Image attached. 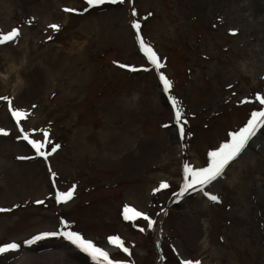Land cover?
<instances>
[{"label":"rangeland","instance_id":"1","mask_svg":"<svg viewBox=\"0 0 264 264\" xmlns=\"http://www.w3.org/2000/svg\"><path fill=\"white\" fill-rule=\"evenodd\" d=\"M42 4L52 16L44 27ZM136 20L165 64L159 72L139 47ZM13 29L20 31L17 40L0 46V96L29 115L17 125L0 100V129L8 133L0 135V208L10 209L0 212V246L20 245L0 255V264H26L19 262L24 255L54 254L58 247L72 254L39 264H95L60 235L25 243L62 230L81 234L118 264H264V129L205 189L221 203L199 191L180 196L183 166L206 167L211 152L264 110L257 100L264 96V0L97 7L86 0H0V32ZM161 73L172 82L168 92ZM44 132L50 143L43 151L60 146L47 159L23 139L44 142ZM73 186V199L57 203L55 193ZM125 206L155 224L124 220ZM117 236L131 255L109 243Z\"/></svg>","mask_w":264,"mask_h":264},{"label":"snow or ice","instance_id":"2","mask_svg":"<svg viewBox=\"0 0 264 264\" xmlns=\"http://www.w3.org/2000/svg\"><path fill=\"white\" fill-rule=\"evenodd\" d=\"M116 3H124V0H86V4L89 7H97L104 4H116ZM64 11L66 13H75V14H82L77 12L75 9L65 8ZM149 16L152 15L151 13L148 14ZM132 16L137 17L138 13L133 10ZM148 17H144L147 19ZM50 27L55 30L59 31V25H50ZM131 27L135 30L136 38L139 43V47L141 51L144 52L147 60L153 66V68L159 72L160 69L165 67V64L161 61L158 54L151 48L150 45L147 44L145 39L141 34V23L139 20H136L132 23ZM230 34L236 35L235 31L231 32ZM20 35L19 29H13L7 34L0 32V46L5 45L7 43H12L17 40ZM118 63V62H114ZM118 67L121 69H126L132 72H136L138 69L135 67H131L125 64H118ZM145 71L151 69H144ZM160 81L164 86L165 92H168L172 88V82L163 74L159 76ZM231 87V85H229ZM173 102V106L176 107V101L174 98H171ZM0 100L6 101L9 105V111L11 112L12 117L15 119L17 125L20 124L22 119H26L28 117V113L16 110L12 107V100L6 96H0ZM257 100L261 105H264V96H257ZM175 120L177 125L181 124V111L177 108L175 113ZM186 123V121H185ZM264 129V110L253 112L251 118L247 121L246 125L240 129L238 132H234L230 136V140L224 144H222L218 150L211 152L210 160L206 167L195 169L190 167L188 164L183 166V178H184V185L183 191H181L180 196H183L186 191H199L203 193L208 200L212 203H221L220 197L215 194H211L205 189L212 185L218 179L223 178L224 173L228 166L236 161L242 153H244L245 149L248 147L249 142L257 135V133ZM21 132H23V128H21ZM180 136H184V128L183 126L179 127ZM0 135H8L3 129H0ZM44 142H38L33 139H29L27 135L23 137L28 144L35 150V152L42 156L44 159H47L49 155H52L60 146L53 145L52 150L50 152L43 151L46 148L47 143H50L48 140L49 133H43ZM17 159L24 160L29 159V157H18ZM55 173H52V176L55 177ZM162 188H167L169 185L167 183L161 184ZM76 191V187L73 186L71 190L68 192H56L55 197L57 203H68L70 200L73 199L74 193ZM37 204H43L44 201H36ZM10 209H3L0 208V212H7ZM123 219L126 221H133L135 218H143L148 222V226L151 227L155 224V221L152 220L149 216L144 213L139 212L138 210L131 208L129 206H125L122 212ZM65 229H67V224H65ZM141 232L144 231L143 228L139 229ZM63 236V238L70 241L73 245L79 248L81 251L88 253L95 264H118V262L113 261L110 257L108 252L104 251L103 249L96 246L92 241L86 240L81 234L76 233L74 231H67L62 230L61 232H45L39 235H36L32 239L26 241V245L31 246L38 241L44 240L49 237L54 236ZM109 243L120 248L123 252L131 255L130 250L124 246V242L117 236V237H110ZM20 248L19 244L16 243H9L4 246H0V255L5 253L16 251ZM182 264H193L192 261H182ZM195 264H199V262H195Z\"/></svg>","mask_w":264,"mask_h":264},{"label":"bare ground","instance_id":"3","mask_svg":"<svg viewBox=\"0 0 264 264\" xmlns=\"http://www.w3.org/2000/svg\"><path fill=\"white\" fill-rule=\"evenodd\" d=\"M43 5V4H42ZM261 6L260 5H257V8H256V10H258L257 12L259 13V12H261L260 10H261V8H260ZM41 8H43V9H41L40 11L42 12V13H44V14H42V13H40V15H38L39 16V20H40V23H43V27L45 26V25H47V24H49V23H51V21H52V16H51V12L49 11V9H48V7L46 6V5H43V7H41ZM6 78V77H5ZM22 90H24L23 89V87L22 86H19L18 87V89H16L15 90V92L14 93H16L17 92V99H20V96L21 95H19V94H21V92H23ZM249 148L251 149V148H253L252 147V145H249ZM255 148V147H254ZM247 152V151H246ZM245 152V153H246ZM245 153H243L236 161H234L233 163H236L243 155H245ZM158 242L160 243L161 242V240L160 239H158ZM59 249H58V251L57 252H54V254H53V252H50V253H47L46 255H44V256H38V255H28V254H26V255H24L21 259H20V261L19 262H25L26 264H39V261H41V259H45L46 257H56V255L58 256V257H65V256H67V255H71L72 254V252L67 248V247H58ZM54 255V256H53Z\"/></svg>","mask_w":264,"mask_h":264}]
</instances>
